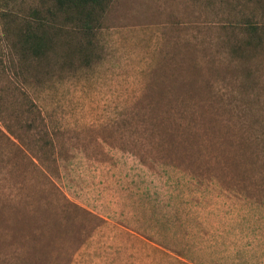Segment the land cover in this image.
<instances>
[{
  "label": "rangeland",
  "instance_id": "rangeland-1",
  "mask_svg": "<svg viewBox=\"0 0 264 264\" xmlns=\"http://www.w3.org/2000/svg\"><path fill=\"white\" fill-rule=\"evenodd\" d=\"M58 6L0 0V264L264 263V0Z\"/></svg>",
  "mask_w": 264,
  "mask_h": 264
},
{
  "label": "trees",
  "instance_id": "trees-1",
  "mask_svg": "<svg viewBox=\"0 0 264 264\" xmlns=\"http://www.w3.org/2000/svg\"><path fill=\"white\" fill-rule=\"evenodd\" d=\"M101 0H59L60 5L72 4L74 6H58V8L65 14L75 10L72 14H82L91 15L95 9L100 6H84V5H94L99 4ZM78 17V16H77ZM84 25L88 26L86 22ZM244 33L246 36L243 45H250L254 48L259 46L264 41V24L258 25L255 22L248 21L243 25ZM18 37L17 48L21 52V60L29 59L38 61L44 52V49L48 46L46 34L43 31V25L41 22L36 24L27 25L25 28H19L16 33ZM26 62V61H23Z\"/></svg>",
  "mask_w": 264,
  "mask_h": 264
},
{
  "label": "crops",
  "instance_id": "crops-1",
  "mask_svg": "<svg viewBox=\"0 0 264 264\" xmlns=\"http://www.w3.org/2000/svg\"><path fill=\"white\" fill-rule=\"evenodd\" d=\"M238 233L244 236V243H248L251 245V250L255 252L256 256H260L258 253L261 254V252H264V241L260 238H252V236H250V234L252 235L251 229L242 227L240 228V231H238ZM247 234L249 235V238H247ZM260 264H264L263 261H261Z\"/></svg>",
  "mask_w": 264,
  "mask_h": 264
}]
</instances>
